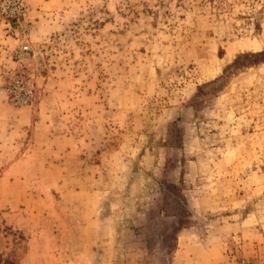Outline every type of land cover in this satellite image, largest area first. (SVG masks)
I'll return each instance as SVG.
<instances>
[{"label": "rangeland", "instance_id": "obj_1", "mask_svg": "<svg viewBox=\"0 0 264 264\" xmlns=\"http://www.w3.org/2000/svg\"><path fill=\"white\" fill-rule=\"evenodd\" d=\"M24 2L27 53L0 17L8 264H264V0Z\"/></svg>", "mask_w": 264, "mask_h": 264}, {"label": "built area", "instance_id": "obj_2", "mask_svg": "<svg viewBox=\"0 0 264 264\" xmlns=\"http://www.w3.org/2000/svg\"><path fill=\"white\" fill-rule=\"evenodd\" d=\"M0 17L6 20L7 23L14 24L13 35L19 43L17 54L27 53L28 45L26 37L31 27V21L28 15V8L24 0H0ZM14 86V85H13ZM230 264H256L248 259H236Z\"/></svg>", "mask_w": 264, "mask_h": 264}, {"label": "crops", "instance_id": "obj_3", "mask_svg": "<svg viewBox=\"0 0 264 264\" xmlns=\"http://www.w3.org/2000/svg\"><path fill=\"white\" fill-rule=\"evenodd\" d=\"M181 245L187 247L184 243H182ZM179 253L184 254L186 257H188V255H190V254H187V253L185 254V253H184L183 251H181V250H180ZM184 255H183V256H184ZM224 257H226V254H225V253H223V254L221 253V255H220V260H219V261H223ZM189 260H191V261L189 262ZM185 263H186V264H210V263H212V262H211V260H209L208 258L200 259V258H194V256H190V257L187 258V260H186Z\"/></svg>", "mask_w": 264, "mask_h": 264}, {"label": "trees", "instance_id": "obj_4", "mask_svg": "<svg viewBox=\"0 0 264 264\" xmlns=\"http://www.w3.org/2000/svg\"><path fill=\"white\" fill-rule=\"evenodd\" d=\"M202 1V0H201ZM205 1V0H204ZM209 2L211 1V0H208ZM245 56V55H244ZM255 57L256 58H263L264 57V52H262V51H260V52H258L257 54H255ZM9 263V260H8V258L7 257H5V258H3L2 256H1V254H0V264H8Z\"/></svg>", "mask_w": 264, "mask_h": 264}]
</instances>
